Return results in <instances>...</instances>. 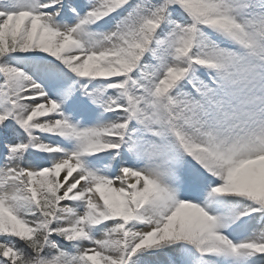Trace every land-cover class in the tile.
Instances as JSON below:
<instances>
[{"label": "snow or ice", "instance_id": "snow-or-ice-1", "mask_svg": "<svg viewBox=\"0 0 264 264\" xmlns=\"http://www.w3.org/2000/svg\"><path fill=\"white\" fill-rule=\"evenodd\" d=\"M0 264H264V0H0Z\"/></svg>", "mask_w": 264, "mask_h": 264}]
</instances>
